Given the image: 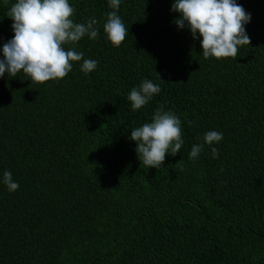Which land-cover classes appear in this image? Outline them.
<instances>
[{"label": "trees", "instance_id": "obj_1", "mask_svg": "<svg viewBox=\"0 0 264 264\" xmlns=\"http://www.w3.org/2000/svg\"><path fill=\"white\" fill-rule=\"evenodd\" d=\"M15 2L0 0V50ZM173 2L121 0L129 32L114 47L108 0H69L75 23L98 21V38L75 45L97 68L72 62L43 84L0 77V179L19 184L0 182V264H264V0H236L250 45L219 60L173 22ZM144 79L161 92L134 112L127 96ZM161 105L184 144L148 168L131 130ZM210 130L223 134L218 158L208 145L189 158Z\"/></svg>", "mask_w": 264, "mask_h": 264}, {"label": "clouds", "instance_id": "obj_2", "mask_svg": "<svg viewBox=\"0 0 264 264\" xmlns=\"http://www.w3.org/2000/svg\"><path fill=\"white\" fill-rule=\"evenodd\" d=\"M120 3L121 0H108L113 10L103 24V31L114 47H119L129 32L118 15ZM170 10L180 14L173 21L179 29L188 28L194 40L198 35L202 37L200 45L205 59H236L239 47L250 45L245 25L250 22L251 14L246 13L236 0H174ZM74 13L69 0H16L7 13L13 21L14 36L0 50L3 57L0 59V77L7 73L15 78L22 72L31 84H43L66 77L72 71V62L80 61V70L85 75L93 72L98 61L85 59L84 53L78 52L75 45L85 36L92 40L98 38V21L92 18L86 23H75L71 19ZM67 44L73 47L65 50ZM160 92V84L144 79L127 96L131 110L141 109ZM182 131L181 119L161 105L151 122L131 130L130 139L136 142L139 161L148 168L160 169L166 153L175 156L180 152L184 144ZM202 139L203 143L191 147L189 158H197L205 145L210 147L212 157L218 158L219 150L212 145L219 143L223 134L210 130ZM0 182L9 192L19 189L11 171L5 170Z\"/></svg>", "mask_w": 264, "mask_h": 264}]
</instances>
